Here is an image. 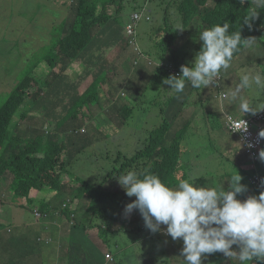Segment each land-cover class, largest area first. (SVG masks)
<instances>
[{
    "label": "trees",
    "instance_id": "16d2710c",
    "mask_svg": "<svg viewBox=\"0 0 264 264\" xmlns=\"http://www.w3.org/2000/svg\"><path fill=\"white\" fill-rule=\"evenodd\" d=\"M145 1L131 0V4L137 9L142 7ZM151 1L155 2V0ZM179 1L175 0L172 4L170 1L158 4L159 6L164 4L168 6L164 18L166 38L163 42L166 49H169L170 43L175 42L180 37V31H173L174 28L169 26L171 21L170 7L173 4H178ZM123 2L124 0H79L74 6L77 10L75 21L66 37L60 42L57 51L52 50L44 61L32 63L29 72L22 79L20 77V85L0 106V264H18L20 260L29 264L30 259L21 257L22 255L18 252V248H23L25 251V243L32 250L37 249L41 256L37 255L38 252L35 251L37 257L34 258L37 261L32 263L46 264L44 262H51L53 257H56L58 252H55V247L61 249V243L67 242L69 248L67 247L66 250L72 253L74 251L72 242L77 246L79 242L84 244L88 240L79 235L74 238L67 237L58 233L59 229L62 231L81 230L82 234L89 236L90 232L95 229L102 231V245L100 246L107 253L106 264H120V260L128 262L133 253H130L128 248L126 253L122 251L123 248L117 250L115 247L118 246V241L113 236L129 237L131 241L136 243L139 238L137 235L143 229L138 210H134L130 214L131 217H134L133 219L127 216L123 220L122 217L125 215H120L119 212L115 215L106 214V212L111 213L110 208L113 206L129 204L126 196L123 197V202L120 200L124 194V189L118 183V177L127 171L135 170L137 173L156 174L170 187H178L182 180L189 178L193 184H198L199 180L196 181L195 179L197 169L191 161H186L189 151L182 142L185 139L183 134L188 127L184 125L182 128L176 129L175 133L171 131L170 126L172 124L170 122H173V126H175V119L178 115L170 119L164 118L159 128L148 132L145 139L134 137L133 141L136 143L134 148L138 149L133 148L124 156L121 154L126 150L122 146L117 156L107 153L112 166L108 172L105 171L106 181H99L95 184L84 182L69 170L70 157L67 149L69 144L84 154L85 152L90 155L97 153V151L89 152L90 143L87 141V139L92 140V136L89 134L92 129L90 121L93 119L91 115L87 117V114L95 113V109L101 111L111 109L106 110L109 112L107 116L110 121L109 125L119 119L116 124H113L116 126V130H108L107 136L120 137L122 140L129 137L124 129L120 131V127L132 119L133 108L126 103V106L119 110L117 103L114 104L108 99L105 85L99 86V83L95 82L82 95L72 92L69 95L70 85H61L62 83H60L61 76L75 70L78 60L85 56L88 47H93L92 44L95 43L96 39L103 41L101 38L104 37L103 30L105 28L106 30L111 29L114 35H117H113L112 38H120L121 31L114 29L112 27L114 24H110L114 23L110 9L114 6L123 10ZM178 13L182 18L181 22L184 27L181 37H185L188 33L189 37L193 36L195 39H192V44L196 46L198 52L203 44L199 40V33L217 23H229L230 33L240 31L242 38H255V43H263L264 45V8L256 7L254 0H183L178 8ZM254 14L258 15L252 18ZM246 18L249 20L248 23H244ZM95 26L99 29L93 36L92 30L95 29H93ZM251 47L241 46L239 51L234 54L231 64L246 50H248L246 57L252 55ZM243 66L245 68V64ZM223 70L218 75L220 80L208 86V88H212L211 90L217 99L220 98L221 91H225L222 89ZM111 91L115 95V89H111ZM62 93H66L72 98L69 107L65 106L66 109L63 108V111H59V115L64 114L66 119L63 117L59 121L52 122L46 117V114L50 111L56 112L57 108L61 107L56 101L54 102V95L57 96ZM175 96L176 93H173L168 104L177 100L174 98ZM99 99L105 100V103L95 107L93 105L90 107L83 106L84 104H92ZM153 102L148 103V105ZM28 103H30L31 109L21 114L20 110L26 107ZM236 104L239 106V103ZM158 112L159 115L167 114L165 107H161ZM210 115L213 116L211 112ZM228 115L231 114L228 113ZM216 116L214 115V117ZM26 117H30L28 124ZM233 118L250 119L241 118L240 114ZM46 126H52L51 130L47 132L43 130ZM257 126L254 127L255 130ZM9 128L11 132H9ZM224 129L227 131L225 126ZM48 132H50L49 135ZM119 132L121 134L116 136ZM52 133H55L57 137L53 138ZM228 134L230 133L228 132ZM107 138L102 134H97L94 135L93 141L102 142ZM100 160L102 161V159ZM208 175L211 174L208 173ZM251 175L250 173L247 178ZM213 180L217 179L210 178V182ZM244 181L245 178L241 182L248 190ZM108 182L109 185H107ZM114 187L118 189L116 192L112 191ZM6 192L10 196L4 199L2 196H5ZM75 204L78 205L73 209ZM83 204L86 205L84 211L82 209ZM3 211H6L5 213L9 211L8 215L4 216L6 217L5 220H2ZM39 213L46 218V221H50V227L40 226V222H37ZM27 214H32L35 220L33 222L26 220ZM72 216L74 217L73 224L71 223ZM15 221L20 224L19 227L16 226ZM54 223L55 225L52 226ZM6 227L11 228L12 231L8 232ZM51 228L54 231L51 232ZM109 235L112 236V239L107 237ZM133 236L136 237V240L132 239ZM141 238L140 242L144 243ZM40 248L45 250V255H49V260L42 262L41 259L44 254L40 252ZM234 250L237 249L234 248ZM60 251L65 253V249ZM78 251L84 253V256L80 257V261L92 256L89 252ZM71 253H67V258L73 264ZM95 253V261L91 264H103V255L100 252ZM205 258L210 259L209 264H224L227 261L226 256L219 252L205 254Z\"/></svg>",
    "mask_w": 264,
    "mask_h": 264
},
{
    "label": "rangeland",
    "instance_id": "374dc122",
    "mask_svg": "<svg viewBox=\"0 0 264 264\" xmlns=\"http://www.w3.org/2000/svg\"><path fill=\"white\" fill-rule=\"evenodd\" d=\"M169 1L172 4L175 0H155V2H148L147 3L148 6L153 10V13L150 16L152 22H146L145 20H143L138 25L137 28V45L139 50L142 53L146 54V56H148L150 59H154L150 55L157 56L158 57V63H156L157 68L164 73H166V70L171 65L175 64L179 59H181V62L183 61V59H185V62L190 65L189 62H194L195 56L198 53V51L196 50V46L192 44V39H195L193 36L189 37V33H188L186 34L185 37H181L184 27L181 23L182 18L178 13V8L182 4L183 0H180L178 4H173L174 6L171 9L172 12L170 15L171 21L169 23L170 28L171 27L174 28L173 31H180L179 32L180 37H178L175 42L170 43L169 49H166V45L163 42L164 39L166 38V34L164 33L165 24H163V21L165 18L164 10L167 8V6L166 4L162 6H158V4ZM38 2L39 0H27L25 4H27L32 11H35L38 6ZM122 6H123V10H121L119 7H114V6L110 9V12L114 17V23H110V24H114L112 25V27L119 31L120 30L123 31L124 29H126L128 25L132 24L131 16L133 15L134 10L136 11L139 9V8L135 9L133 7V5L131 4V0H124ZM94 28H96V26ZM97 31L95 29L92 30V35L96 34ZM103 31H104L103 34L104 37L101 38L103 42L98 46V49L108 51L109 49H112V47L116 43L114 38H112L114 32L111 29L106 30V28ZM90 48L91 47H88V49ZM3 49H5V51ZM250 50H252V55L246 57V54L248 52V50H246L244 54H242L239 58H237L235 62H233L228 69L223 70L224 81H223L222 89H224L225 91L228 90V87L235 88V86L240 82V74L245 70V68L254 69L255 71L264 73L263 43L261 44L254 43L250 48ZM1 51H3L2 55H5V53H7L8 55L9 54L12 55L10 57V59L12 60L9 59L6 68H2L3 70H1L2 73L5 75L4 77L12 82L14 80L12 78V76L14 77L13 74L14 73L18 74L17 70L20 69L21 71L22 68L25 67V65L19 68V61H18V65L16 66L15 59L18 56V52H15L16 48L12 46V43L3 44V47H1ZM113 52L114 53L118 52L117 45L114 46ZM107 54L111 56L109 51L106 52L104 55V61L102 62L100 61L99 63L100 66H96L91 70L85 68L84 65L80 67L79 65L76 66L77 72L75 73V75H78L80 79L75 83V85L70 86L71 90L68 92L69 95L71 94V92H74L72 89H76V92H83V91L85 92L88 86L93 85L98 79L99 86L105 85L108 99L110 101H113L114 104L115 102L121 101L122 98V95L120 94L121 91L119 89H115V95L111 91L112 89L111 77H113L112 75L113 63L111 61H106ZM32 63H35V61L27 62L28 69L32 67ZM243 64H245V68ZM79 69H81V72L79 71ZM26 71H23L20 74V76L18 77L19 81L17 82L21 83L20 77L22 79V77L26 74ZM1 80L2 78L0 77V81ZM191 89L193 88L190 85L186 86L185 90L182 93L179 94L176 93V96L174 98L177 100L173 103L170 102L168 104L169 100L172 98L173 93L175 92H171V93L168 92V90H170V86L167 85V89L163 90L161 93L159 92L155 93L153 99L154 102L152 104L147 105L146 107H145L144 97H142L141 100H137L136 102H134L133 97H138L139 95L134 96L133 91H126V89H124L122 91V92L125 91L124 94H126V98L124 100L127 104L130 105L129 107L133 108L134 111V118L128 120L125 123V125L120 127V131L124 129L126 134L129 136L124 140L120 139V137H114V136L109 137L106 135V132L108 130L110 129L116 130V126L113 124H116L119 120L118 119L114 121L112 125H109L110 121L107 118L109 112L107 111L111 109H105L104 112L101 111L100 109H95V113H90V114L88 113L87 117L91 115L94 118L92 119V121H90L92 129L89 135L92 136V140L90 141L87 139V141H89L90 143L88 146V150L89 152L97 151V153H95L94 155H90V154H86L85 152L84 154L79 152L78 150H75L73 146L69 144L67 149L70 157L69 170L71 171V173L76 175L81 181L84 182L93 183V184L99 181L103 182L106 177L105 171L108 172L112 166L110 163L111 159H109V155L107 153H111V155L117 156L120 153L121 146L126 150V152L122 153L121 155L124 156V154H127V152H131V150L136 145L135 141H133L134 137L137 139L140 138L145 139L148 132H150L153 129L159 128V126L163 123V120H161V116L159 115L158 108L161 107L167 108L168 109L167 116L170 117L169 114L173 111V109H175V111H178L180 107H182L180 104L183 102V104L186 103L191 106L185 108L184 110H179L180 113L177 114L178 117L175 119L176 121L175 126H173V122H170L172 124L170 127L172 129L171 131L174 133L176 129H180L184 125L188 127L185 134H183L185 135V139L182 142L183 145L189 151L186 157L187 158L186 161H191V163L197 169V171L195 172V179L196 181L199 180L197 185L201 187H206V186L209 187L211 184L210 178H216L218 186L225 187L227 181L233 175L236 174V170H235L236 164L233 161L232 163L231 161H226L227 160L226 157L230 155L229 151L228 153L218 155L219 156L218 158H216L214 155L217 154L218 152L223 153L224 148L227 146L226 143L228 142L226 138L232 140L234 138L237 139L238 137L228 134V132L224 129L225 118L223 116V109L230 107L229 112L231 113L229 114L231 115H228V113H226L228 115V118H233L237 114H240L241 118H253L254 116H256L257 112L264 110V87H257L253 85L252 87L243 90L242 95H244L248 99L250 106L257 111L255 113L247 112L245 114L242 111L240 113H237L236 107H233L236 103H239L238 100L235 102H231L230 100L222 101L220 98L217 99L215 98V94H213L211 90L212 88L210 89L208 87L201 88V89H208L209 91L208 97H202L203 93L198 94V92H194L192 95ZM12 93L13 92L11 91V89L0 88V99L5 98L4 99L5 102ZM119 94H120L119 98H116ZM127 94L131 95V97L128 96ZM4 102L1 101L0 106L3 105ZM101 103L104 104L105 100L102 101L101 99H99L96 102H92V104H84L83 106L90 107L91 105H93L95 107L97 105H100ZM64 104H66V101H64ZM59 105L61 106V104ZM169 108L172 109L169 111ZM30 109H31V105L30 103H28L26 107L20 110V113L21 114L26 113ZM58 112L59 111H57V113ZM210 112L213 114V116L210 115ZM235 113L237 114L234 115ZM214 115L217 116L214 117ZM26 119L28 124L30 122V117H26ZM87 124H89L88 121ZM51 128L52 126H46L44 127L43 130H46L47 132L50 131ZM95 131H100V132L96 133ZM9 132H11L10 128H9ZM49 134L50 133H48V135ZM97 134L98 135L102 134L108 138L107 140L102 142H94L93 137L94 135ZM120 134L121 133L119 132L116 136H119ZM217 134L220 135V137L217 138ZM51 136L53 138L57 137L55 133H52ZM61 137L64 138V136ZM218 142H221L222 144L217 145ZM218 147H223V150L219 151ZM134 149H138V148H134ZM237 150H239V147H237ZM241 156L244 157L243 154H241ZM213 158L215 160H213ZM100 159H102V161ZM213 170L215 171L214 176L212 174L208 175V173H212ZM107 185H109V182ZM117 190L118 189L116 187L112 189L113 192H116ZM123 193H122L123 196L120 198L121 202L124 201L125 196L128 198V203H132L135 200V197H128L127 195H125L126 194L125 190L123 191ZM8 196H10V194L6 192L5 196L2 197L4 199H7L6 197ZM249 197L250 196H248L247 198ZM237 198L238 199L241 198L240 194H238ZM240 200L242 201L243 199ZM77 205L78 204H75L73 209H75ZM82 209L83 211L86 209L85 204L82 205ZM124 209L125 206H113L110 208L111 213L106 212V214L115 215V213L119 212L120 215H125ZM8 213L9 211H7V213H4L3 216H7ZM138 216L140 218V221L142 222L143 231L140 232L139 235H137L139 238L136 241L135 245L130 243L131 238L129 237L122 238L121 235H116L113 236V238L118 241V246L115 248L117 250L123 248L122 251L125 253L127 248L129 249L130 253L137 251L138 254L136 255L135 260H140L141 264H184L183 256L181 255L180 252H178L180 242H178L175 247L171 243V237L167 235L166 228L162 226H161L162 231L157 233H152L150 230H148L145 227L144 220L140 215V213L138 214ZM38 217L39 220H37V222H40V224H46L45 217H43L40 213ZM128 217L130 219L134 218L131 217L130 215ZM126 218H127L126 216L122 217L123 220H125ZM26 220L33 222L35 219L32 216V214H27ZM19 225L20 224L16 222V226L19 227ZM54 225L55 223L52 226ZM6 229L8 232L12 231L11 228L6 227ZM50 231L52 232L54 230L51 228ZM101 232L102 231H98L97 229H95L90 232V236H89L88 234L87 235L82 234L81 230L62 231V229H59L58 233H62L67 237L74 238L76 235H79L88 240L85 241L84 244L79 242V245L77 246H75L74 243L72 242V247L74 250L72 251V253L71 251L66 250L67 247L69 248L67 242L60 244L61 249H65V253H61L62 251H60L61 249L59 247H55V246L53 247H55L56 252H58L59 254L61 253V255L66 258L68 256L67 253L70 252L73 257V261H72L73 264H77V262L80 261V257L84 256V253H81L78 250L89 252L92 255L91 258L87 257L81 260L79 264L94 263L96 257L95 252H100L103 255L104 257L103 264H105L107 260L106 258L107 253L100 246L102 245ZM107 237L109 239H112L111 235ZM140 238L144 243L140 242ZM132 239L136 240V237L133 236ZM159 239H161V243L158 241ZM83 245L85 246L82 247ZM50 246L52 247V245ZM234 248H236L237 250H234ZM41 249L43 248H40V252L44 254L41 259L42 262L43 260L44 261L49 260L48 258L49 255H45V250L43 249L44 251L43 252L41 251ZM233 250L237 252L239 251L236 245L233 246ZM35 251L38 252V254L34 253L30 258H27V260L30 259L29 264H33L32 262L37 261L34 257H37V255L40 256L39 251H37V249H35ZM58 253H56L57 254L56 257H58ZM223 256L225 255L223 254ZM226 258L227 261L224 264H241V262L235 257L233 258L226 257ZM48 262L49 261L44 263L47 264ZM209 263H210V259L202 258V264H209ZM20 264H28V263L23 261L20 262ZM55 264H65V263L60 262L57 259ZM66 264H71V262L67 260ZM120 264H128V263L122 262V260H120ZM133 264H137V263L135 262ZM246 264H258V262L254 260V261H248L246 262Z\"/></svg>",
    "mask_w": 264,
    "mask_h": 264
},
{
    "label": "clouds",
    "instance_id": "9594fccd",
    "mask_svg": "<svg viewBox=\"0 0 264 264\" xmlns=\"http://www.w3.org/2000/svg\"><path fill=\"white\" fill-rule=\"evenodd\" d=\"M78 1L71 0V3L76 5ZM148 2L152 1L146 0L131 16L132 24L135 14L141 16V20L136 24L134 39L127 34L129 25L124 32L130 46L140 55L144 53L137 45V28L143 20L152 22L150 16L153 10L148 6ZM254 2L256 7L264 8V0ZM171 12L172 10L170 15ZM257 15L254 14L252 18ZM248 22L246 18L244 23ZM229 29V23H217L199 33V40L203 44L194 62H189V66L179 60L174 65L180 67L181 74L166 73L169 77L163 80V84L170 86L168 92L182 93L188 85L193 89L207 88L213 84L214 78L218 77L222 69L230 67L234 54L241 46L250 47L256 41L255 38H242L240 31L230 33ZM253 85L264 87V73L246 69L240 74V82L235 88L228 87L227 91H221L220 99L231 102L238 100L239 111L244 114L255 113L257 111L242 95L243 90ZM124 92L121 91L120 94ZM120 94L116 98H119ZM116 103L119 107L126 104L122 101ZM259 137L264 139V130L260 131ZM260 150L258 160L251 157L254 165L252 177L248 178L251 193L249 192L242 201L237 196L246 188L241 183L243 178L239 173L230 178L229 189L225 190L224 186L220 189L198 186L192 183L191 178L182 180L178 187H170L156 174L130 170L118 177V183L126 195L136 198L125 206L124 214L127 217L134 210H138L145 227L152 233L162 231L161 226L165 225L167 235L173 240L182 238L184 246L181 255L184 264H202L205 254L218 252L228 258H238L241 264L254 260L258 261V264H264V150ZM256 177H261L263 183L256 184ZM248 196L250 197L247 198ZM73 218L72 216V224ZM234 245L238 247V252L233 250Z\"/></svg>",
    "mask_w": 264,
    "mask_h": 264
},
{
    "label": "crops",
    "instance_id": "0c3cea01",
    "mask_svg": "<svg viewBox=\"0 0 264 264\" xmlns=\"http://www.w3.org/2000/svg\"><path fill=\"white\" fill-rule=\"evenodd\" d=\"M26 1L27 0H0V77L2 78V80L0 81V88L11 89L12 92H14L20 84L19 82H17L19 81L18 77L20 76V74L23 71H26V69V73L29 72L27 62L44 61L45 57L50 54L52 50L57 51L60 42L66 37L65 35H67V33L69 32V29L71 28L77 16V10L76 7H74L76 5H73L71 3V0H39L38 6L35 11H32L30 7L25 4ZM98 29L99 27L97 28L96 26L95 30L97 31ZM124 32L125 29L121 31L119 39L114 38V40L116 41L114 46L117 45L118 52H113V46L112 49L108 50L111 56H109L108 54L106 55V61H111L113 63V77H111L112 89H119L120 91L126 89V91H133L134 96L139 95L138 97H133V101L136 102L137 100H141V98L144 97L146 107L148 103L153 101L156 92L161 93L163 90L167 89V85L163 84V80L168 78V75L157 68V56L150 55L154 58L150 59L148 56H146V54H138L135 49L130 46L129 40L126 38ZM93 36H95V34ZM102 42L103 41H98V39H96L95 43L92 44L93 47L86 51V54L85 56H82V59L78 60L77 63L79 67L84 65L85 68L91 70L96 66H100V61H104V55L106 52H108L98 49V46L102 44ZM10 43H12V46L16 48L15 52H18V56L15 59L16 66L18 65V61L19 68L25 65V67L22 68L21 71L20 69L17 70L18 74H13L14 77L12 76V78L14 80L12 82L7 80L4 77L5 75L1 71L3 70L2 68H6L7 62L12 56L10 54L8 55L7 53H5V55H2L3 51H1V47H3V44ZM3 50L5 51V49ZM183 61L185 62V60ZM79 71L81 72V69H79ZM76 72L77 71L75 68V70L67 72L66 75H62L60 81V83H62L61 85H75V83L80 79L78 75H75ZM97 82L98 79L96 83ZM90 87L91 85H89L87 89H89ZM72 90L74 91L72 92L73 94H82L84 92H76V89ZM191 92L192 95L194 92H198V94L203 93L202 97H208L209 94L208 89H192ZM67 95L68 94L66 93H62L57 96L54 95V102L56 101L58 104H61V107H58L57 111H63V108H65V106L69 107V105L71 104L72 98ZM128 96L131 97V95ZM125 98L126 94H122L121 101L124 103H126L124 100ZM4 99L5 98H2L1 101H4ZM64 101H66V104H64ZM180 105L182 107H180L179 110H184L185 108L191 106L186 103L183 104V102ZM236 105L237 104L233 106L236 107V112H241L239 111V106ZM125 106L126 105H123L122 107L124 108ZM160 109L161 108H158V111ZM171 109L172 108H169V111ZM229 109L230 107L223 109V116L225 119L228 117L226 113H231L229 112ZM57 111L48 112L46 114V117L52 122L61 120L64 117V114L59 115V112L57 113ZM167 111L168 109L166 108V112ZM179 113H176L175 109H173V111L169 114L170 117H168L167 114H161V120H163L164 118H173ZM64 119L66 118L64 117ZM226 120L224 121V126ZM218 137H220V135L217 134V138ZM226 139L228 140V142L226 143L227 146L224 148L223 153L218 152L214 156L218 158V155L228 153V151L230 152V155L226 157V161H231V163L233 161L236 164V174L239 173L243 179L245 178L244 183L247 184L248 187V190H245L240 194V199H244L245 195H248L249 192L251 193L247 177L254 171L253 161L251 159V156L247 153L244 142L239 137L237 138L239 141L236 138L232 140L228 138ZM221 144V142H218L217 145ZM237 147H239V150H237ZM218 150L222 151L223 147H218ZM262 150L264 149L262 148ZM241 154H243L244 157L241 156ZM213 160L215 159L213 158ZM214 172L215 171L213 170L210 174L214 176ZM228 181L225 185V190L229 189ZM209 187H216L217 189L221 188L218 186L217 180H213ZM5 212L6 211H3V215ZM3 215L2 220H5L6 217H4ZM46 224H41L40 226L50 227V221H46ZM162 227L166 228L165 225H162ZM158 241L161 243V239H159ZM178 242H180L178 252L181 253L184 246L183 240H173L171 238V243L175 247ZM130 243L135 245L133 241H130ZM25 244V251L20 247L21 249L18 248V252L20 255H22L21 257L27 259L35 253V250H32L27 243ZM132 253L133 254L131 256V260H129L127 263L133 264L136 262L137 264H141L140 260H135L138 252L135 251ZM57 259L58 261L65 264L68 260L66 257L62 256L61 253H58V257H53L51 262H49L48 264H55ZM20 262L22 261L20 260ZM20 262L18 264H20Z\"/></svg>",
    "mask_w": 264,
    "mask_h": 264
},
{
    "label": "built area",
    "instance_id": "2783aa9c",
    "mask_svg": "<svg viewBox=\"0 0 264 264\" xmlns=\"http://www.w3.org/2000/svg\"><path fill=\"white\" fill-rule=\"evenodd\" d=\"M141 20V16L139 14H135L133 16V24L127 27V34L131 37L135 36L136 32V24L139 23ZM166 73L169 75H179L180 67L175 66L174 64L171 65L167 70ZM220 78H214V82L219 81ZM258 114V115H257ZM256 116L250 119H234V118H226L225 127L227 131L236 137H239L246 146L247 153L250 155L254 160H258L260 155V149H262L264 145V139L259 137L260 131L264 130V110L257 113ZM246 124H245V122ZM257 123V125H256ZM257 126L255 130L254 127ZM247 128V129H246ZM254 182L256 184H262L263 179L260 177H256Z\"/></svg>",
    "mask_w": 264,
    "mask_h": 264
}]
</instances>
